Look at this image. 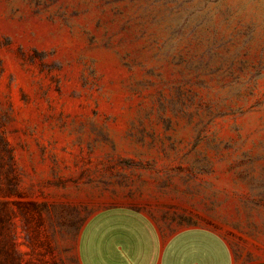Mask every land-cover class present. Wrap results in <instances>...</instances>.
<instances>
[{"label":"rangeland","instance_id":"rangeland-1","mask_svg":"<svg viewBox=\"0 0 264 264\" xmlns=\"http://www.w3.org/2000/svg\"><path fill=\"white\" fill-rule=\"evenodd\" d=\"M128 149L226 173L264 260V0H0V264H77Z\"/></svg>","mask_w":264,"mask_h":264},{"label":"crops","instance_id":"crops-1","mask_svg":"<svg viewBox=\"0 0 264 264\" xmlns=\"http://www.w3.org/2000/svg\"><path fill=\"white\" fill-rule=\"evenodd\" d=\"M121 157L108 177L93 179L119 203L86 220L77 264H264L244 263L230 242L239 236L238 206L226 173L145 150Z\"/></svg>","mask_w":264,"mask_h":264}]
</instances>
